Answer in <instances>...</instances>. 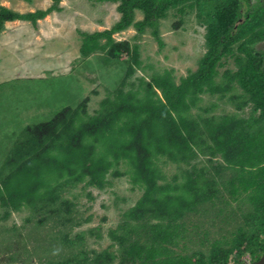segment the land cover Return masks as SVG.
<instances>
[{
  "label": "trees",
  "instance_id": "1",
  "mask_svg": "<svg viewBox=\"0 0 264 264\" xmlns=\"http://www.w3.org/2000/svg\"><path fill=\"white\" fill-rule=\"evenodd\" d=\"M96 1L118 3L120 18L109 29L79 33L80 56L103 52L123 61L124 76L97 114L87 115L83 99L75 109L27 127L7 155L0 176L2 218L28 212L16 241L26 249L23 239L33 240L31 255L46 258L38 264H238L262 257L264 58L253 46L264 40V4L241 16L236 0ZM61 2L27 13L0 6V32L14 21L37 28L38 21L60 12ZM187 9L196 10L206 28L197 69L179 82L164 70L129 84L140 66L138 46L113 35L151 28L162 46L157 21ZM136 11L142 20H135ZM229 57L235 70L226 69L216 82ZM204 94L225 98L236 112L192 114ZM245 108L247 116L240 114ZM167 165L177 170L170 181ZM123 175L141 196L108 231L111 245L88 253L83 232H71L90 218L76 216L67 192L78 185L102 190L110 176ZM49 253L58 257L47 260Z\"/></svg>",
  "mask_w": 264,
  "mask_h": 264
},
{
  "label": "rangeland",
  "instance_id": "2",
  "mask_svg": "<svg viewBox=\"0 0 264 264\" xmlns=\"http://www.w3.org/2000/svg\"><path fill=\"white\" fill-rule=\"evenodd\" d=\"M50 5L51 0H0V6L18 13L45 10ZM117 6L115 2L62 0L60 12L38 21L37 28L22 21L4 24L0 32V176L7 155L24 136L27 127L48 122L65 109H75L83 99H87V115L93 116L101 109L102 100L118 86L125 72L123 61L108 58L103 52L86 59L79 53V33L109 29L120 18ZM186 11L185 14L170 11L167 17L157 21L155 31L162 46L155 40L151 28L141 35L133 28L113 35L115 41L126 40L138 46L140 66L127 80L129 84L136 86L140 78L148 80L152 74L164 70H172L175 81L179 82L180 78L197 69L198 61L206 51V28L196 10ZM135 20H142L139 11L135 12ZM223 64L218 69L216 82H220L226 69L235 70L231 57L223 59ZM204 109L210 110L208 115L236 112L234 105L225 98L210 94L202 95L197 107L191 111L192 114H203ZM249 110L245 108L240 114L247 116ZM163 170L168 181L177 172L174 165H167ZM108 181L110 185L102 190H83L78 185L67 192V197L77 204L76 216L81 220L90 218L71 232V237L83 232L82 249L88 253L100 252L111 245L108 231L116 228L122 213L141 196L140 191L132 189L126 175L110 176ZM2 214L0 208V264L44 263V256L31 255L33 240H26L25 236L26 249L16 241H21L17 234L28 212H11L7 218H2ZM57 257L47 254V260Z\"/></svg>",
  "mask_w": 264,
  "mask_h": 264
},
{
  "label": "flooded vegetation",
  "instance_id": "3",
  "mask_svg": "<svg viewBox=\"0 0 264 264\" xmlns=\"http://www.w3.org/2000/svg\"><path fill=\"white\" fill-rule=\"evenodd\" d=\"M238 13L245 16L251 8H257L264 4V0H236ZM254 52L260 54L264 58V40H261L253 46ZM261 258L260 255H255L254 258L243 260L238 264H255Z\"/></svg>",
  "mask_w": 264,
  "mask_h": 264
},
{
  "label": "water",
  "instance_id": "4",
  "mask_svg": "<svg viewBox=\"0 0 264 264\" xmlns=\"http://www.w3.org/2000/svg\"><path fill=\"white\" fill-rule=\"evenodd\" d=\"M255 264H264V254Z\"/></svg>",
  "mask_w": 264,
  "mask_h": 264
}]
</instances>
